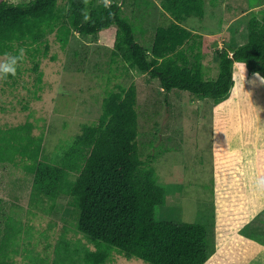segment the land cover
<instances>
[{
  "label": "trees",
  "instance_id": "16d2710c",
  "mask_svg": "<svg viewBox=\"0 0 264 264\" xmlns=\"http://www.w3.org/2000/svg\"><path fill=\"white\" fill-rule=\"evenodd\" d=\"M126 1L106 5L99 0H2L0 56H19L21 50L34 58L40 53L48 56L52 35L65 51L77 34L97 36L116 26L112 62L121 60L130 69L158 79L166 94L179 89L209 98L214 112L236 96V66L245 78L253 74L264 77V12L261 16L252 13L244 44L218 51L219 77L207 80L203 59L209 39L182 25L188 17L205 16L206 0H160L171 20L156 27L150 48L139 42L134 21L125 15ZM22 62L23 57L15 75L4 78L5 83L22 75ZM39 68L35 62L38 85L42 83ZM81 129L60 161L51 162L43 157L44 138L33 133L32 122L0 127V164H21L32 175V205L45 210L46 203L53 208L60 197L68 198L77 232L94 245L75 244L73 261L67 264H77V254L79 264H106L115 249L126 258L138 257L148 264H205L249 223L242 151H228L224 144L215 147L222 160L217 168L214 203L223 212L215 245L211 249L207 246L208 232L203 224L157 218L165 189L158 182L153 162L143 160L135 83L109 91L100 117ZM257 159L264 184V149L258 151ZM1 204L2 199L0 209ZM23 230L22 222L14 217L5 221L0 264H14L12 253H17L16 238ZM65 243L67 249L72 245L67 239L62 245Z\"/></svg>",
  "mask_w": 264,
  "mask_h": 264
},
{
  "label": "rangeland",
  "instance_id": "374dc122",
  "mask_svg": "<svg viewBox=\"0 0 264 264\" xmlns=\"http://www.w3.org/2000/svg\"><path fill=\"white\" fill-rule=\"evenodd\" d=\"M7 1L22 3L30 0ZM113 1L124 3L122 0H107V3ZM262 12L264 0H206L203 18L192 16L182 23L209 39L210 47H205L203 59L205 79L219 77L218 51L244 44L252 13L261 16ZM124 13L134 21L136 36L146 48L154 41L156 27L171 20L162 10L160 0H128ZM115 32L116 26H112L97 36L77 34L65 51L52 35L48 56L40 53L34 58L22 50V75L16 81L8 79V84L0 78V127L32 122L33 133L44 138L43 157L59 162L74 137L81 132L82 125L92 124L100 117L108 92L135 83L143 160L153 162L158 182L165 189V201L157 206V218L203 224L208 232L207 246L211 249L223 223V212L214 203L217 168L222 160L215 147L224 144L219 141L225 139L223 128L228 115L222 112L226 117L221 124L222 132L217 134L211 99L179 89L166 94L158 79L130 69L121 60L112 62ZM7 58L0 56V63L6 62ZM35 62L40 64L42 73L40 85L33 70ZM236 81V94L241 85L244 88L241 97L247 95L249 100L248 105H240L242 113L248 114L242 120L243 127L248 131L257 124L262 134L264 83L245 78L239 66H236ZM230 113L233 112L229 111V118ZM31 188L32 175L21 164H0V239L9 217L24 225L23 232L16 238L17 253H12L14 264H55L57 259L58 264H67L71 262L72 248L78 242L94 247L85 234L77 232L68 198L60 197L53 208L48 202L43 210L30 202ZM255 238L264 240V232L263 235L256 234ZM64 239L71 241L69 249L66 243L62 245ZM61 245V253L57 255ZM75 257L79 264V255ZM106 264L148 263L138 257L126 258L115 249Z\"/></svg>",
  "mask_w": 264,
  "mask_h": 264
},
{
  "label": "crops",
  "instance_id": "0c3cea01",
  "mask_svg": "<svg viewBox=\"0 0 264 264\" xmlns=\"http://www.w3.org/2000/svg\"><path fill=\"white\" fill-rule=\"evenodd\" d=\"M253 78L260 84L264 83V77L260 74H254L248 79ZM242 87L239 85L236 96L227 100L214 112V130L217 134L222 132L221 124L226 117L225 114L228 115L225 120V129L223 128L225 139L219 143H224L229 151H242L250 221L221 246L205 264H264V240L255 238L256 234L263 235L264 232V219L261 220L264 214V184L257 159L258 151L264 149V132L261 134V128L257 124L248 131L243 127L242 120L248 114L242 113L240 105H248L249 100L247 95L246 98L241 97L244 89ZM229 111L233 112L230 113V118Z\"/></svg>",
  "mask_w": 264,
  "mask_h": 264
},
{
  "label": "clouds",
  "instance_id": "9594fccd",
  "mask_svg": "<svg viewBox=\"0 0 264 264\" xmlns=\"http://www.w3.org/2000/svg\"><path fill=\"white\" fill-rule=\"evenodd\" d=\"M107 5V0H105ZM23 51L19 56H8L7 61L0 63V78H7L8 75H15L18 61L22 58Z\"/></svg>",
  "mask_w": 264,
  "mask_h": 264
}]
</instances>
